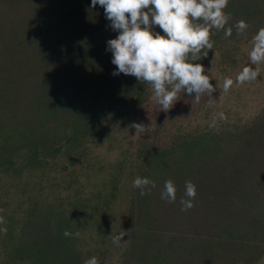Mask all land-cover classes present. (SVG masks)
<instances>
[{
	"label": "trees",
	"instance_id": "1",
	"mask_svg": "<svg viewBox=\"0 0 264 264\" xmlns=\"http://www.w3.org/2000/svg\"><path fill=\"white\" fill-rule=\"evenodd\" d=\"M89 4L0 0V264H264V98L242 115L228 101L239 104V86L223 89L264 27V0H229L228 25L248 28L213 29V47L190 57L220 66L217 97L194 125L138 140L132 115L152 88L112 75L106 42L116 33ZM137 176L155 187L141 196ZM168 179L172 202L160 196ZM186 180L196 196L182 210Z\"/></svg>",
	"mask_w": 264,
	"mask_h": 264
},
{
	"label": "clouds",
	"instance_id": "2",
	"mask_svg": "<svg viewBox=\"0 0 264 264\" xmlns=\"http://www.w3.org/2000/svg\"><path fill=\"white\" fill-rule=\"evenodd\" d=\"M228 3L229 0H90L89 7H101L108 27L116 33L106 42V51L111 53V63L115 65L112 75H132L150 84L156 103L168 109L181 91L198 102L201 94L211 96L215 90L203 65L190 62V57L213 47L210 39L213 29H223L224 35L231 37L233 27L241 34L248 28L243 19L228 25L231 18V13L225 11ZM248 57L249 63L236 76L237 83L257 81L258 68L253 65L264 63V27L252 36ZM232 84V78L225 77L224 91ZM218 118L227 119L223 112L218 113ZM215 123L214 119L212 126ZM132 184L140 189L141 196L146 189L150 191L148 186L155 187L154 181L141 176L134 178ZM176 191L175 183L165 180L161 199L175 201ZM184 194L188 199L181 198L182 210L193 206L196 186L191 180L184 182ZM6 223L0 215V233L7 231ZM64 235L72 233L65 230ZM121 238L122 235L113 236V243H120ZM84 264L99 261L91 256Z\"/></svg>",
	"mask_w": 264,
	"mask_h": 264
},
{
	"label": "rangeland",
	"instance_id": "3",
	"mask_svg": "<svg viewBox=\"0 0 264 264\" xmlns=\"http://www.w3.org/2000/svg\"><path fill=\"white\" fill-rule=\"evenodd\" d=\"M250 49L251 47H249L248 44L242 47L241 51L243 52V61L241 62V66L238 68L237 73L233 78V89L235 92H237L239 86V93L242 94V98L239 100V104L237 106L235 105L237 104V101L232 100L236 95L230 96L228 100L234 106L232 107L233 111L241 113L242 115H251L256 105H258V101H263L262 98H264V66L262 67V64L259 66L253 65V67L258 68L259 75L257 77V81L239 84L236 82V76L238 73L246 64L249 63L248 53ZM203 67L205 72L210 77V83L220 73V66H217L215 59L209 61L208 64ZM250 88L252 91L249 90ZM215 92H218L217 87H215V90L211 93V96L207 94H201L200 99L197 102L192 100V96L183 94L181 91L178 94L176 101H174L173 106L170 105L168 109H163L159 104L156 103L154 90L152 89V94L149 100L140 108L136 109L132 115L133 130L131 131V137L135 140H138V138L143 135L145 131L154 128H164V130L177 128L179 124H186L188 122H191V126L194 125V120L192 119H194L195 115H200L198 114L199 109L207 106L208 103H210L212 96L215 95V97H217ZM221 99H223V106H225L227 102L225 101L226 99L224 97H221ZM216 112L217 111L215 110L211 114ZM232 116L235 117L234 115Z\"/></svg>",
	"mask_w": 264,
	"mask_h": 264
}]
</instances>
